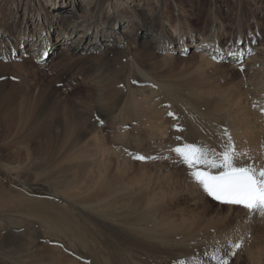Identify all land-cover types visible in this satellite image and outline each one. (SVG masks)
Listing matches in <instances>:
<instances>
[{
  "label": "rangeland",
  "instance_id": "1",
  "mask_svg": "<svg viewBox=\"0 0 264 264\" xmlns=\"http://www.w3.org/2000/svg\"><path fill=\"white\" fill-rule=\"evenodd\" d=\"M23 1L24 2H21V10L19 12V18L15 21V23H18L17 21L19 20L20 27H23L22 25L25 22L24 19H26L28 16L27 14L25 15L24 13L27 0H23ZM148 1H149L148 7L150 8L149 10L151 11L150 14L152 17L155 16V18H158L159 19L158 22H160V17L162 16H166L167 18H169L172 26L170 32L173 35L176 34L174 29H177L178 32V30L182 28L184 31H186L187 34L190 30L191 31L194 30L193 32L196 35H198L199 38H201V33H204V35L211 37L212 32H214V30L216 29L215 27H213L212 29V25L214 22H216V24L218 23V26H221L223 30L220 33L221 37L219 38L218 41H221V43L226 44V42L229 43V41L231 42V40L232 41L237 40L238 39L237 36L239 35L240 28H242V39H244L245 41L243 43V47L247 46L249 48V46H251L250 48V54H252L251 57L254 55L253 53L254 51L256 55L264 54V49L260 48L262 46L261 42L262 43L264 42V0H163V1L148 0ZM4 3L5 1L0 0V12L1 11L7 12L8 10H11L10 9L11 7L15 6V4L11 5ZM71 3L72 0H67V2H65L64 5L65 11L66 9L73 7ZM259 6H261V8H259ZM69 10L72 11L74 10L73 12L75 13L76 16L83 14L81 11H78L77 7H74L73 9H69ZM160 14H162V16L159 17ZM31 15L32 13L29 14V16ZM49 15H53V13L52 14L45 13V16H47L49 21L53 20L52 16ZM5 20L7 21V19ZM5 20L0 19V22L4 23ZM15 23L12 24L10 34L11 36L15 37L13 38V41L16 43V41L18 40L17 39L18 34L16 32V28L14 27L16 25ZM31 26L34 27L36 25L32 24ZM59 28L60 26L55 27L52 30H49V33L46 34L45 38L48 37L47 39L49 40L50 43L52 42L56 43L58 41L59 36L62 34L61 32H58ZM137 28L138 27L135 26V29L133 30L132 33L133 36L135 33H137V35H140L139 33L140 29L139 31L136 32ZM209 32H211L210 33L211 35L210 34L208 35ZM261 32H263L262 35L260 34ZM78 36L79 35L76 34L75 39H77ZM89 37L94 38V34H91V36ZM35 39L37 38H34L33 41ZM33 41L28 43V46L31 47L32 45H34ZM87 42L88 41L82 40V45L85 46ZM197 43H199V40L197 41ZM129 45H130L129 46L130 49L133 50L132 43ZM18 46L19 43L17 47ZM76 47L79 48V46ZM209 47L211 48L214 47V44L209 45ZM196 48L198 47L195 48L191 47L190 50L188 49L185 51L175 52L174 54H172L173 57H175L173 58V62L172 63L169 62L168 64H166L164 71H167V73L169 74L168 77L172 80L169 81V83L168 81H164V82H166V84L171 83L170 85H172L171 88L172 90H168V88L166 87L164 88L158 83L160 82L159 80H161L160 75L157 76V78L159 77L158 78L159 80H154L155 78L153 77L152 79L150 78L147 79V76H145V73L142 70H141L142 72L137 73L133 69H131L132 68L131 66H128L130 67V70H127L128 72L124 75L123 78L121 79L119 78V80L115 79L116 70L117 71L119 70L118 65L120 68V63H121L120 60H122V58L117 53L114 55H110V54L107 55V52H105L106 49L103 48L99 51L91 52V54L89 53L87 54L86 52L83 53L82 52L83 50H79L78 52H73V53L71 52L72 54L69 53L68 51L63 54L50 53V59H48L49 56H47V58L45 56L44 59L41 60H39L36 53L31 55L29 54L26 55L25 52L17 53L16 51H12L11 53L12 61L7 60L6 57L4 58V56L3 57L1 56L0 58L2 66H4L5 69L7 70L6 71L5 69H3L4 67L0 66L1 67L0 81H4L5 83H8L7 85H5L6 86L5 89L7 91H5L0 101V110L2 109L4 111V110H9L11 108L10 110H13L15 114L18 115V117H15L13 121V122L16 121L15 125H18L19 115L20 116L25 115L28 118L30 117L32 118L33 111L37 110V105L38 104L42 105L41 104L42 101L48 97L57 96V98L51 104L54 105L55 107L56 106L58 107V109L57 108L54 109L56 110L57 113H62V115L60 114L61 117H63L64 114L65 116H67L72 112H73L72 116L75 115L74 117H76V115L79 112H82L85 106L89 105L88 108L90 107L89 109L91 112H92V108L93 111L96 109L91 120H93L97 125L102 127L99 130L100 133L103 134L102 137L106 139L105 144L110 145V149L116 152L114 153L113 151L112 157L109 158L110 161L105 162L106 164L108 163L107 164L108 178H112L114 174L115 175L124 174V176L127 175L126 177L133 176L140 169V166L137 164L138 162L140 163L151 162V164L147 165L146 167H141L142 171L144 170L145 173L143 175L144 177L143 176L142 177L144 179L158 178L159 187L162 186L171 189L172 186V189L174 188L173 190H175V186L172 184V182L169 183L171 177L172 178L174 177L171 173L172 172H175L176 174L179 173L180 177L183 179L186 178V176H188V179L192 180L193 178L194 180L193 173L195 170V168L190 167L184 161V159L179 155V153L175 151V149L178 146H181L183 148L185 145H196L201 149H203L204 151L208 152L210 158H218L219 154L221 153L220 148L222 149V152L225 150L223 145L219 144L218 140L214 138L211 134H209V132L205 129V127H203V125H199L198 123H196L195 117H193V113L196 110V107L190 104L189 106L187 103H185L186 102L185 99L187 98L184 99L186 95L190 94L188 93V89L185 92L186 89L184 88V86H186L188 83L184 85L183 80L174 81V77L172 76L173 74L184 72L191 67H197L199 58L196 56L197 55L196 53L199 52H197L198 50ZM162 53L164 52H161L160 55H163ZM216 54L217 53H215L214 56H217L216 58H220L219 55ZM35 56H37V58H34ZM214 56H212L213 60H216L215 62L217 64L219 63L220 66L217 68L210 67L209 70L212 71L210 72L212 74L210 80H212L211 81L212 83L209 82L208 84L206 82L207 86L212 85L215 82L217 83V81L215 80H218V83L223 85L224 83L229 82L231 79L234 82L238 83L239 88L243 87L247 89L249 92L251 84L245 83L243 85L242 84L243 79H247L250 75H252L253 72L257 71L258 70L257 67H259V64L254 65L251 62L245 61L242 62L241 67L232 68L231 62L229 60L231 58H226V59L222 58L220 61H218L217 59H214ZM251 57H249L248 60H250ZM3 62L7 65V68ZM114 63L117 64L119 63L118 65L115 64L116 68H114ZM9 65H10V69L12 70L8 69ZM11 66L14 67L15 69L12 68ZM21 67L22 70H19ZM15 71L18 72L19 74L16 73ZM186 75L187 74H185L183 77H185ZM226 76L228 79L230 78L229 81L226 78ZM142 77L145 78L143 79ZM176 77L180 78V76H176ZM149 79L151 81H155L156 83H158L157 89H153V91L151 90L150 86L156 88L157 84L155 82L152 83ZM98 82L100 84H98ZM141 82L142 83L146 82V83L145 85L143 84L136 85L137 83L139 84ZM19 84L26 86L24 90H27L29 88H31L32 90L30 89L31 91L28 90V93H25L24 90L14 88L16 87L15 85H19ZM102 85L103 86L107 85L108 88L106 86V88L104 89ZM109 88H111L112 90ZM117 88L120 89L121 91H123L124 89L126 94H122L120 92L116 93L115 90H117ZM103 89L104 91L106 89H109L108 91L110 92L112 91V93H108L107 95H110V97L104 101L102 99L101 102L100 101L101 99H99L98 101L97 97L103 98L102 95V93H104ZM130 92L135 94L134 97L133 94L131 95ZM136 94L138 95L142 94L143 99H142V95L139 97ZM180 94L183 95V99L185 102L181 100L182 98L179 99L180 97H182ZM160 95H163L164 97H166V99ZM115 96L116 99L118 98L120 99L121 97L124 99L126 97L127 99V97L131 96L133 100H136L134 104L132 103L133 105H135V109L133 108L134 106L133 107L130 106L131 105L130 101H133L131 100L132 99L131 97L128 98V100H125L124 103L120 99V103L113 106L114 104L110 100L111 98L113 99ZM135 96H137L139 99L136 98ZM4 97L6 98L3 99ZM160 97L166 100V101L162 100L163 102L160 101L162 102L160 103L161 104L160 107H165V108L168 107L169 115L170 117L173 118V120L169 116H167L165 108H161L162 110L161 114L164 115L163 117L165 118H163V120L159 122L161 123V125L155 124L156 126H158V129H160L159 130L160 132L158 134L157 128L155 129V132H152V127L154 126V124H152L149 121V113L151 114L153 110H149V109L156 108V105L159 106V101L157 102V100L161 99ZM140 98L142 100H140ZM137 99L140 100L142 104ZM189 99L190 98L188 97L187 101H189ZM84 100H87V102L86 101L84 102ZM107 100L110 103L112 102V104H110ZM191 101L189 102L191 103ZM104 102L105 103L108 102V106L110 107L113 106L112 108L113 111H115V113H112L111 116H109L111 112L103 110L102 106L100 107V105H105ZM145 102L149 105V108H146L148 106H146L147 104ZM151 102L156 105L155 106L151 105ZM126 103L128 106H125ZM181 103L186 105L184 106ZM253 105L258 107L257 105H259V102L254 101L252 106ZM186 106L189 107L187 108ZM191 106L193 107V110L191 109ZM252 106H251V110H252ZM65 107H67V110H65L66 109ZM73 107L75 109L72 111ZM98 107L100 108L98 109ZM119 107L124 109L123 112L122 109H120ZM160 107L158 108L160 109ZM68 108H69V114H68ZM183 108H185L186 110ZM203 108L206 109V106L202 105V109ZM262 108H259V111L262 110V112L264 113V109ZM54 109H51V112ZM100 109H102L103 111ZM131 109L132 112H129L131 111ZM143 109L146 111H144ZM182 109L186 112L188 109H190L188 113L189 117L188 114H186V112H184ZM125 110L128 112H126ZM25 111L28 112V114ZM64 111L67 113H65ZM147 111L149 113H147ZM116 113L118 114V116ZM128 113H129V117L131 114L134 119L133 118L131 119L132 117L131 116L130 119L128 120L127 117H125L127 116ZM120 115H123V117ZM140 116L141 118L143 117V119H141ZM119 117L122 118L119 119ZM145 117H146V122L144 121ZM189 118L195 120L194 123L196 124L193 125L194 127L196 125V127L198 128L196 129L197 132H199L198 134H196L195 132L187 131L188 122L187 123L185 122L189 121ZM63 119L65 120L66 118ZM99 121L100 122L102 121V123H99ZM39 123L33 127L30 125V127L21 130L20 133L17 132L16 127L13 128V130H7L4 127L2 128L3 131L0 133L1 134L0 135V182L5 184L7 187H12L14 190L22 193L27 197L30 198L32 197L31 199L37 201L49 200L50 203H56L57 198H59L60 201L64 198L62 197V195H58L60 194L58 193L59 189H64V187H66L67 189L69 187L70 188L73 187V184L81 181L79 180L80 177L83 176L84 172L90 169V167L93 166L92 168L94 170L97 169V164L93 163L90 156L95 158V156L98 155L97 157H99L100 155L101 158L102 150H100L99 144L95 142L92 143V140L86 141L89 138L93 139L90 135L86 137L87 139L82 140V143L78 147H76V149L73 151L74 154L73 153L66 154L67 155L66 160L60 162L59 156L54 155V151L49 148V144H45L46 138L52 136L55 132L54 127H52V125L50 124L51 121L47 119H42V121H40ZM136 123H137V127H135ZM142 123L144 124V126L147 123H151L150 125L152 126L147 124V127H144ZM139 124L142 125L140 126ZM148 126H150L151 131L149 130ZM199 127H201L202 129L200 130ZM146 129L148 130L149 134L146 132L147 131ZM137 133H139L140 135L138 134L139 136H136ZM141 133H143L142 136L144 138L141 137ZM123 134L127 136H122ZM151 136L154 140L151 138ZM140 137L143 140L137 139ZM147 138L148 139L151 138L153 141H149L150 140L149 139L148 140L149 142H147ZM120 140H123V142ZM135 143H137V146ZM140 144L142 146H140ZM138 146L142 148L138 149L140 148ZM169 146H173V147H171V149L168 150ZM83 151H86L88 155L86 156V159L85 157L80 158V154ZM138 152L141 153L143 152L148 154L147 156L145 155L146 159L138 160L134 155L135 153ZM130 153L132 154V156L130 155ZM47 158L49 160H47V163L44 164V161ZM100 158H98L97 160L99 161ZM118 158L120 159L121 163L118 162L119 161ZM125 159L128 161V163L124 162ZM251 160L252 159H247L248 162H251ZM2 163L7 166H4ZM118 163L121 164L122 166L121 169L123 170L118 169L116 167ZM11 167L14 168L12 169ZM69 167L71 168L70 170ZM129 167H132L131 170H128ZM134 167L135 169H133ZM198 167L204 168L208 171L218 170L215 168H209V166L206 164L199 165ZM124 168H126L127 170H124ZM112 170L114 171V173ZM178 170H180V172H178ZM108 181H111V179ZM132 191H133V197L136 198L137 195L136 189H132L129 186L126 187L125 189V195ZM14 194L15 192H13V196ZM173 196H168V198H165V202H167V200L169 201L170 199H173L174 200L173 202L176 203V204L169 203L167 205L172 209L171 211H174L176 207H181L186 205V202H184L186 198L184 196L182 195L177 196L176 194ZM127 198L129 199V197ZM59 200H57V203H59ZM198 201L200 208L201 206L202 208H205V206L207 207L209 206L211 210V211H207L206 213H203L201 217L204 215L203 218L205 217L206 221H208V219H211L212 217V219H215L217 221L218 223L217 226H214L213 227L214 229L210 227L208 230L204 229L201 232L199 231L200 234L198 232L197 234H194L195 239L196 237H199L198 239H196V243L190 242L192 241V239L193 241H195L193 237L191 239V236L194 235H191L189 233H179L181 235L180 236L179 234H176L175 235L176 238L174 237L172 242L168 240L166 245H164V248L160 247L159 245L147 246L146 243H142L145 240L142 239H141L142 241L139 240L141 236H143L142 234L144 232L143 231L144 229L148 230V232H152V231L154 232V233L152 232L153 234L149 233L148 237L150 238H153L154 236H158V235L165 236L164 232L160 229L157 230L161 232L156 234L158 231H155L154 223L156 222V220L162 218L166 210H155V208L153 207L155 203L148 205L149 208H151V210L155 212L154 213L155 215H153L152 218H148L149 219L148 221L147 220L142 221V219L140 218L137 219L138 214L136 213L140 206L138 204L135 205L133 202L125 204V206H122V208L111 209V210L107 209L106 203L104 204L95 203L92 204V206L88 207L85 204L82 205L79 203L77 204L75 202V204L71 205V207L73 206V208L71 209L69 208V206H66L70 209L71 211L70 214L72 213V211H74L73 213H75L74 215L73 214L70 215L72 216V218L68 220L69 225L67 223L64 224L62 222L63 221L62 219L61 225L64 229L60 227L58 230L52 228L55 226L54 221L50 222L52 224L51 225L50 223L48 224L46 220L43 221V220H38L34 217H26L27 215L24 212H19L17 214V212H14L13 210L11 211L9 208H2V211L0 209V240H1L0 264H29V263L30 264H49V263L65 264L68 263L65 260V258L68 257H71L72 259L76 260V262H73V264H86V263L87 264H143V263L144 264H222V261H226L227 264H250L249 259L251 258H249L250 256L249 257L247 256L248 255L247 250H251L254 252L258 248L259 237H257L256 235L260 233V231L264 232V215L261 214L258 215L257 213H255V215L253 214V216L251 215V217L249 218L248 217L241 218L240 215L237 214V210H235L236 212L231 214L232 216L231 221L229 219L224 220L223 218H221L220 221L217 219V217L215 218L212 215L214 214L213 209L216 210L217 208L215 204L212 205V203L208 202L204 198L203 200L202 198L201 199L198 198ZM61 203H63V201H61ZM99 204L100 206H98ZM173 204L176 206H173ZM203 204H205V206ZM221 213H224V211L223 212L221 211ZM10 214L11 216H9ZM22 216L26 220L23 219V221H21L22 220L21 218H23ZM4 218H6L7 221ZM49 218L51 217L49 216ZM83 218L86 219V221ZM9 219L10 221H8ZM74 219L76 221H72ZM222 220L224 221L222 222ZM4 223H10V225L14 223L15 225L13 224L10 227V229H4L3 228ZM79 223H80V227L79 225L77 226V224ZM203 223L206 222L204 221ZM63 225H66V228ZM68 226H71V228H73L74 230L68 229L69 228ZM185 226L189 227L187 225ZM52 229L55 230L57 234L54 231H52ZM187 229H190V227ZM141 230L143 232H141ZM13 232L16 234L13 243L10 246L5 247V244H7V242L9 243L10 241L13 240L11 239L9 241H6L5 237L9 234H14ZM135 233L141 236H137ZM150 235L151 236L154 235V236L151 237ZM22 238H25V241H23ZM177 238L180 241L179 243L177 241ZM186 239L188 240L189 244H187L188 242ZM182 242H184V246ZM190 243L191 245H193V247L190 246ZM235 244H240V247L238 248L233 247V245ZM50 247L53 248L56 247V249L51 251ZM12 249L13 251L15 250L14 253ZM245 250L246 252H244ZM256 254L257 255L259 254V256H257L256 259L261 258L259 264H264V255L260 254L259 252Z\"/></svg>",
  "mask_w": 264,
  "mask_h": 264
},
{
  "label": "bare ground",
  "instance_id": "2",
  "mask_svg": "<svg viewBox=\"0 0 264 264\" xmlns=\"http://www.w3.org/2000/svg\"><path fill=\"white\" fill-rule=\"evenodd\" d=\"M1 1H5L4 4H11V5L15 4V6L10 8L11 10H8L7 12H2V11L0 12V19H3V20L7 19V21L5 20L4 23L0 22V58H1V56L2 57L4 56V58L6 57V59L9 61H12L11 60L12 59V54H11L12 51H16L17 53L25 52L26 55L27 54L31 55V54L36 53L39 60H41V59H43V56L45 54L46 55L49 54L48 59H50V53L51 54H63L67 51L69 53H71V52L73 53V52H78L79 50H83L82 51L83 53L86 52L87 54L88 53L91 54V52H96V51H99L103 48V49H106L105 52H107V55H109V54L114 55L117 53L122 58V60H120L122 63V64L120 63V68L118 65L119 63L118 64L114 63V68H116L115 64H117L118 69H119L118 71L116 70L115 79L119 80V78L120 79L123 78L124 75L128 72L127 70H130V67H128V66H131L132 67L131 69H133L137 73L143 71L145 73V76H147V79L148 78L152 79V77H153V78H155L154 80H159L158 79L159 77L157 78V76L160 75L161 80H159L160 82H158V83L161 86H163L164 88L166 87V88H168V90H172L171 89L172 85H170L171 83L166 84V82H164V81H168V83H169V81L172 80L168 77L169 74L167 73V71H164L166 64H168L169 62L172 63L173 58H175V57H173L172 54H174L175 52H179V51H185L188 49L190 50L191 47L192 48L198 47V48H196L198 50L197 52H199V53H196L197 54L196 56L199 58V60L197 59L198 60L197 67H191L184 72H179V73L172 75L174 77V81L183 80L184 85L186 83H188L186 86H184V88L186 89V90L185 89L184 90L186 92L188 89V93H190V94L186 95V96H188L193 101V103L190 99H189V101H191V103L189 101H187L188 97H186V96L184 97V99L187 98V99H185V101H186L185 102L182 94H180L182 97H180L179 99L182 98L181 100H183V102L187 103L188 105L190 104V105H193L196 107V110L193 113V117H195L196 123H198L199 125H203V127H205V129L209 132V134H211L214 138H216L218 140L219 144L223 145L224 148H226V146L229 144L234 145L235 150L237 152V160H236L237 166L243 167V166H253L254 165L257 169L264 168V113L262 112V110H260L262 113L259 111V108L264 107V54H257L256 55L255 51H254L253 52L254 55L251 57V55H252V54H250L251 46H249V48L247 46L243 47V43L245 41H244V39H242V28H240L239 35L237 36L238 39L234 40V41L231 40V42L229 41V43L226 42V44H223V43H221V41H218L219 38L221 37L220 33L223 30H222L221 26H218V23L216 24V22H214L212 25V29H213V27H215L216 29L214 30V32H212L211 37L204 35V33H201V38H199V36L193 32L194 30H192V31L190 30L187 34L186 31H184L182 28H180L178 30V32H177V29H174L176 34L173 35L170 32V30L172 29V26H171V22H170L169 18H167L166 16H162V14H160L159 17L160 16H162V17H160V22H158L159 21L158 18H155V16L154 17L151 16V14H150L151 11L149 10L150 8L148 7V3H149L148 0H72L71 5L73 7L66 9V11L64 9V5H65V2H67V0H27L24 13H25V15L27 14L28 16L26 19H24L25 22L22 25L23 27H20L19 20L17 21L18 23H15V21L19 18V12L21 10V2H24V1L23 0H1ZM74 7H77L78 11H81L83 14L76 16L75 13L73 12L74 10L73 11L69 10V9H73ZM259 8H261V6H259ZM47 9H48V11H47ZM5 10H7V9H5ZM30 13H32L31 16H29ZM45 13H48V14L53 13V15H49V16H52L53 20L49 21L47 16H45ZM5 17H7V18H5ZM215 21H217V20H215ZM13 23L16 24L14 27L16 28V32L18 34V38L16 37L18 39L16 41V43L13 41V38H15V37L11 36V34H10L11 33L10 30H11ZM159 23H160V25H159ZM32 24L36 25V26L33 27V26H31ZM58 26H60L58 32H61L62 34L59 36L58 41L56 43H53V42L50 43L49 40L47 39L48 37L45 38V36L47 33H49V30H52L53 28L58 27ZM135 26L138 27L136 32L139 31V29H140V31H139L140 35H137V33H135L134 36L132 35L133 30L135 29ZM212 29H211V31H212ZM210 33L211 32H209L208 35ZM76 34L79 35L77 37V39H75ZM91 34H94V38L89 37V36H91ZM260 34L262 35L263 32H261ZM34 38H37V39H35L33 41ZM255 39H257V38H255ZM82 40L88 41L85 46L82 45ZM198 40H199V43H197ZM31 41H33L34 45H32L30 47V46H28V43H30ZM217 41H218V43H217ZM248 42H249V40H248ZM18 43H19V46L17 47ZM131 43H132L133 50H131L129 47L130 46L129 44H131ZM212 44H214V47H212V48L209 47V45H212ZM261 45L262 46L260 48L264 49V42L263 43L261 42ZM76 46H79V48H77ZM161 52H164V53H162L163 55H160ZM215 53H217L219 55V57L223 58V59L231 58L229 60L231 62L232 68L241 67L242 62H245V61L251 62L254 65L259 64V67H257V69H258L257 71L253 72L252 75H250V76L248 75L249 77L247 79H243V82H242L243 85L245 83L251 84L249 92L247 89H245L243 87L239 88L238 83L234 82L230 78H229L230 79V81H229L227 76H226V78L228 79L229 82H226L223 85H221L218 83V80H215V81H217L218 84L215 82L212 85L207 86L206 82L209 84V82L212 81V80H210V78L212 77V74L210 73L212 71L209 70L210 67L217 68L220 66L219 63L217 64L215 62L216 60H213V58H212V56H214ZM123 54H124V56H123ZM37 56H35L34 58H37ZM216 57L217 56H214V59ZM241 57H243V61H242ZM249 57H251L250 60H248ZM23 61H25V60H23ZM14 65H15V63H14ZM0 66L4 67V66H2L1 61H0ZM18 66H19V64H18ZM6 68H7V65H6ZM12 68H14V67H12ZM3 69H5V67ZM8 69H10V65H9ZM10 70H12V69H10ZM19 70H22V67ZM16 73H18V72H16ZM185 74H187V75L185 77H183ZM226 74H228V73H226ZM176 76H180V78H178ZM103 79H104V77H103ZM151 82L153 83L155 81H151ZM145 83L141 82L139 84L137 83L136 85H141V84L145 85ZM158 83H156L157 84L156 88L149 85L152 91H153V89L158 88ZM7 84L8 83H5L4 81H0V101H1L2 96L4 95L5 91H7L5 89L6 88L5 85H7ZM98 84H100V83L98 82ZM105 84H106V82H105ZM15 86L16 87H14V88L20 89V90H24V88L26 87V86L21 85V84L15 85ZM106 86L105 85L103 86L104 89L106 88ZM103 87H100V88H103ZM107 88H108V86H107ZM113 88H116V87H113ZM118 88H120V87H118ZM118 88H117V90H115L116 93L120 92L122 94H126L123 88H122L123 91H121ZM30 89L31 88L24 90L25 93H28V90H30ZM35 89H36V87H35ZM37 89H38V87H37ZM104 89H103L104 93H102L103 98L97 97L98 101H99V99H101L100 101L102 102V99L104 101L110 97V95H107V94L112 93V91L111 92L108 91L111 88L106 89L105 91H104ZM185 92H183V93H185ZM17 93H18V91H17ZM135 93H138V92H135ZM7 94H8V92H7ZM10 94H12V93H10ZM99 94H100V92H99ZM99 94H98V96H99ZM132 94L134 97L135 94L131 93V95ZM136 95H138V94H136ZM141 95L142 94H140L138 96L140 97ZM190 95H191V97H190ZM13 96H15V95H13ZM116 96L113 99L111 98V100H110L113 102V104H114L113 106L120 103V99L124 103L125 100H128V98L131 97V96H129V97H127V99H126V97H125V99L121 97L120 99L118 98L119 99L118 100V99H116ZM160 96H163V95H160ZM7 97H8V95H7ZM135 97L138 98L137 96H135ZM5 98L6 97H4L3 99H5ZM10 98H11V96H10ZM56 98H57V96L48 97L42 101V103H41L42 105L38 104L37 110L33 111V117L32 118L31 117L28 118L25 115H21V116L19 115V120H18L19 124L18 125H15L16 121L13 122L14 118L18 117V115H16L13 110H10L11 108L10 109L8 108L9 110H4V111L1 109L0 110V133L3 131V129H2L3 127L6 128L7 130H13V128L16 127L17 132L20 133L21 130L30 127V125L33 127L36 124H38L40 121H42V119H47V120L51 121L50 124L52 125V127H54L55 132L52 136H49L46 138L45 144H49V148L54 151V155L59 156L60 162H63L64 160H66V158H67L66 154L73 153V151L76 149V147H78L82 143V140L87 139L86 137L91 135V137L94 140L89 138L86 141L92 140V143L95 142V143L99 144L100 150H102L101 158H100V155H99V157H97L98 155L95 156V158L90 156L93 163L97 164V169L94 170L92 168L93 166L90 167L91 170L90 169L86 170L84 172L83 176H81L82 178L80 177V179H79L81 181L73 184V187H71V188L69 187L67 189L66 187L62 186V187H64V189H59L58 190L59 192L58 191L57 192L60 193L58 195H62V197H64L61 200V201H63V203H61L59 198H57V200H59V203H57V200H56V203H50L49 200L48 201H43V200L37 201V200L31 199L32 197L31 198L27 197V196L23 195L22 193L14 190L12 187H7L5 184L0 182V209H1V211H2V208H9L11 211L13 210L14 212H17V214L19 212H24L27 215L26 217H34L38 220H43V221L46 220L48 222V224L51 221H54L55 226L52 228L55 230H58L60 227H62V225H61L62 222L64 224L67 223L69 225L68 220L72 218V216H70V215L75 214V213H73L74 211H72V213L70 214V212H71L70 209L73 208V206L71 207V205L75 204V202L77 204L78 203L82 204V205L85 204L88 207L92 206V204H95V203L96 204L97 203H103V204L106 203L107 209H109V210L119 209V208H122V206H125V204L133 202L135 205L138 204L140 206L136 213L138 214L137 219L140 218V219H142V221L143 220L148 221L149 220L148 218H152L153 215H155L154 214L155 212L153 210H151V208H149V206H148L150 204L155 203L153 205L155 210H166V212L164 213L162 218L156 220V222L154 223L155 224L154 229H155V231H158L157 229L162 230L164 232L165 236L158 235L159 236V238H158V236H154L155 235L154 234V235H152L154 237L150 238V237H148L149 233L153 234L154 232L153 231H152L153 233L148 232V230H146V229L143 230L144 232L141 230V232H143V234H142L143 236H141L137 233H135V234L137 236H141V238L139 240H141V239L145 240L142 243H146L147 246L148 245H159L160 247H163V248H164V245H166L168 240H170L172 242L174 237L176 238V236H175L176 234L189 233L191 235H194V234H197V232L199 233V231L201 232L204 229L208 230L210 227L213 228L214 226H217V224H218L217 221L215 219H212V217H211V219H208V221H206L205 217L203 218L204 215L201 217V215L203 213H206L207 211H211V210H210L209 206L207 207V206H205V204H203L205 206V208H202V206H201V208H202L201 209L199 207L198 198L199 199L202 198V200L204 198L208 202L212 203V205L213 204L216 205L217 208H216V210L213 209L214 214H212V215L215 218L217 217V219L220 221H221V218H223L224 220L229 219L231 221V217H232L231 214L235 213L236 212L235 210H237V214H239L241 218H243V217L249 218V217H251V215L252 216H253V214L255 215V213H257L259 215L258 212H251L241 205L221 204V203L215 202L212 198H210L202 190V188H201L202 184H200L198 181H196L195 178H194V180H193V178H192V180H190V179H188V176H186V178L183 179L180 177L179 173L176 174L175 172H172L171 174L174 177L173 178L171 177V179L169 181V183L172 182V184L175 186V190H173L174 188L172 189V186H171L172 190L168 189V187H162V186L159 187L158 186V183H159L158 178H155V179L154 178H145V179L143 178L144 177L143 175L145 173H144V170L142 171L141 167H146L147 165L151 164V162H149V163L138 162L137 164L140 166V169L133 176L126 177L127 175L124 176V174L123 175H121V174L115 175L114 174L112 176V178H108L107 177V174H108L107 164L108 163L106 164L105 162L110 161L109 158L112 157L114 150L112 151V149H110V145L105 144L106 139L104 137H102L103 134L100 133V130H99L102 127H100L93 120H91L96 109L93 111V108H92V112H91L89 109L90 107L88 108L89 105L85 106V108L82 110V112H79L76 115V117H74L75 115L72 116L73 112L71 114H69V108H68V114L69 115L65 116V114H64V116L61 117L62 113H57L56 110L54 109V108L58 109V107L57 106L55 107L54 105L51 104L52 102H54V100ZM163 98L166 99V97H164V96H163ZM163 98L157 100V102L159 101V106H157L156 104L151 102V105H154V106L156 105V108L149 109V110H153L151 114L147 111V113H149V121L152 124H154V126H156L155 124L161 125V123H159V122L161 120H163V118H165V117H163L164 115L161 114L162 113L161 108H165V107H160V105H161L160 103H162L163 102L162 100H164ZM8 99H9V97H8ZM8 99H7V101H8ZM142 99H143V95H142ZM142 99L140 98V100H142ZM131 100H133V98ZM140 100H138V101H140ZM85 101L87 102V100H84V102ZM135 101L136 100L130 101L131 105L128 103L130 106H132V107L134 106L133 107L134 109H135V105H133V104ZM160 101H162V102H160ZM164 101H166V100H164ZM254 101L259 102V105H257L258 107L254 106V105L252 106ZM22 102H24V101H22ZM108 102L107 103L104 102L105 105H100V104L99 105H100V107L102 106L103 110L111 112V114L109 115V116H111L112 113H115V111H113V108H112L113 106L112 107L108 106ZM112 102L111 103L109 102V103L112 104ZM153 102H156V101H153ZM167 102H168V100H167ZM140 103H141V101H140ZM149 104H150V102H149ZM181 104H183V103H181ZM202 105H205L206 109H204V108L202 109ZM125 106H128L127 103ZM146 106H148L146 108H149L148 104ZM251 106H252V110H251ZM100 107H98V109ZM158 107H160V109ZM181 107H182V105H181ZM65 108H66L65 110H67V107H65ZM185 108H183V109H185ZM51 109H54V110L51 112ZM74 109L75 108L73 107L72 111ZM120 109H122V112H123L124 109L123 108H120ZM132 109L129 112H132ZM136 109H137V106H136ZM191 109L193 110L192 106H191ZM262 109H264V108H262ZM100 110H102V109H100ZM165 110H166L167 116L170 117L169 108L166 107ZM189 110L190 109H188L187 112L184 110L183 111L186 112V114H188ZM29 111H30V109H29ZM139 111H140V109H139ZM144 111H146V110H144ZM120 112H118V113H120ZM126 112H128V111H126ZM133 112H134V110H133ZM26 113L28 114V112H26ZM65 113H67V112H65ZM144 113H146V112H144ZM116 114H113V115H116ZM51 115H52V117H51ZM117 116H118V114H117ZM120 116L123 117V115H120ZM131 116L132 115L130 114V117ZM122 117H119V119H121ZM125 117H127V119L129 120L130 119L129 113ZM188 117H189V114H188ZM63 118H66V119L64 120ZM132 118H133V116L131 117V119ZM140 118H141V116H140ZM170 118L173 120L172 117H170ZM181 118H180V120H181ZM141 119H143V117ZM147 120H148V117H147ZM195 120H192L189 118V121H186L185 123L188 122L187 131L195 132L196 134H198L199 132H197V130H196L198 128L196 127V125H195V127L193 125V124H196V123H194ZM144 121L146 122V117L144 118ZM149 121H147V122H149ZM99 123H101V122L99 121ZM137 123H136L135 127H137ZM151 123H147V124L150 125ZM162 123H163V121H162ZM133 124H134V122H133ZM147 124H145V126L143 124V126L147 127ZM150 126H152V125H150ZM150 126H148L149 130H150ZM153 127H152V132H155V129L157 128V131L159 134L160 129H158V126H156L154 128ZM159 128H160V126H159ZM199 128H200V130L202 129L201 127H199ZM142 129H144V128H142ZM153 129H154V131H153ZM146 132L148 133V130ZM120 133H121V131H120ZM139 133H137L136 136H139L140 135ZM142 134L143 133H141V137H143ZM128 135H130V134H128ZM191 135H192V133H191ZM122 136H127V135L123 134ZM133 136H135V135H133ZM141 137L137 138V139L138 140L142 139ZM151 138H152V136H151ZM151 138H149L150 140L147 138V142L154 140L153 138H152L153 140ZM135 139H136V137H135ZM120 141L123 142V140H120ZM139 142H141V141H139ZM139 142H137V143H139ZM137 143H135L136 146H137ZM54 144H55V146H54ZM140 146H142V145L140 144ZM140 146H138V147H140ZM171 147H173V146H169L168 150H170ZM178 147H181V146H178ZM141 148L142 147H140L138 149H141ZM220 150L222 152L221 148H220ZM114 153H116V152L114 151ZM148 153H149V151H148ZM138 154H141L144 156L148 155V154L143 153V152L142 153L138 152V153H135L134 155L136 156ZM130 155L132 156L131 153H130ZM86 156H88L86 151H83L80 154V158L85 157V159H86ZM90 158H89V160H90ZM98 158H100L99 161L97 160ZM119 158H118V160H119L118 162L121 163ZM256 158H258V159H256ZM247 159H252V160H251V162H248ZM47 160H49V159L47 158L44 161V164L47 163ZM125 160H124V162L128 163V161L127 160L125 161ZM119 163L117 164L116 167L118 169H121L122 166ZM3 165L7 166L5 164H3ZM126 166H128V165H126ZM132 167H129L128 170H131ZM11 168L13 169L14 167H11ZM70 169L71 168L69 167V170ZM133 169H135V167ZM121 170H123V169H121ZM124 170H127V169L124 168ZM148 170H150V169H148ZM220 171H223V169H218L216 171L210 170V172L213 174H218ZM178 172H180V170H178ZM113 173H114V171H113ZM69 174H70V172H69ZM110 179H111V181H108ZM160 183H163V182H160ZM199 184L201 185V187ZM128 186L131 187L132 189H136V194H137L136 198L133 197V191L125 195V189ZM13 192H15L14 196H13ZM98 193H100V194H98ZM175 194L177 196L178 195L184 196L186 198L184 201V202H186V205L181 206V207H176L174 211H171L172 209L170 207H168L167 205L169 203H174L173 202L174 200L170 199L169 201L167 200V202H165V198H168V196H173ZM127 197H129V199ZM173 197H175V196H173ZM173 197H171V198H173ZM174 204H176V203H174ZM174 204H173V206H176ZM66 206H69L70 209ZM98 206H100V204ZM146 207H147V209H146ZM190 207H192V208H190ZM221 211L222 212L224 211V213H221ZM177 213H178V215H177ZM9 216H11V214ZM49 216L51 218H49ZM13 217H14V215H13ZM102 217H103V215H102ZM77 218H79V217H77ZM4 219H6V218H4ZM21 219H22L21 221H23V219H25V218L23 217ZM62 219H63V221L61 222ZM84 220L86 221V219H84ZM224 220H222V222ZM6 221H7V219H6ZM8 221H10V219ZM72 221H76V220L74 219ZM204 221L206 223H203ZM18 222H20V221H18ZM13 224L10 225V223H4L3 228L4 229H10V227ZM78 225L80 227V223L77 224V226ZM185 225L189 226L190 229H187L189 227H186ZM63 226H65V228H66V225H63ZM72 226H74V225H72ZM68 227H69L68 229L74 230L73 228H71V226H68ZM206 227H208V228H206ZM144 228H145V226H144ZM53 229H52V231L55 232V230H53ZM77 229H78V227H77ZM219 229H221V228H219ZM139 232H140V230H139ZM159 232H161V231H158L156 234H158ZM80 233H81V231H80ZM52 235H53V233H52ZM15 236H16L15 233L9 234L6 237L4 236L6 241L13 239L9 243L7 242V244H5V247H8L13 243ZM256 236L259 237L258 248L254 252L251 250H247V252H248L247 256L248 257L250 256L249 258H251V259H249L250 264H259V262L261 261V258L256 259V257L259 256V254L257 255L256 253L259 252L260 254L264 255V232L260 231V233H258ZM192 237L194 238L195 235L191 236V239H192ZM17 238H19V237H17ZM198 238L199 237H196V239H198ZM22 239H23V241H25V238H22ZM196 239H195V241H193V239H192V241H190V239H189V241L196 243ZM6 241H4V242H6ZM16 241H19V240H16ZM177 241H178V243L180 242L178 240V238H177ZM187 242H188V240H187ZM182 243L184 246V242H182ZM197 243H199V242H197ZM16 244H18V243H16ZM187 244H189V242ZM14 245H15V243H14ZM190 246L193 247V245H191V243H190ZM1 248H3V247H1ZM28 248H29V246H28ZM25 249H26V247H25ZM50 249L52 251V250L56 249V247H54V248L50 247ZM178 249H179V247H178ZM17 250H19V249H17ZM12 251H13V249H12ZM14 251H13V253H14ZM244 252H246V250ZM262 259H263V256H262ZM65 260L68 262L65 264H73V262H76V260L72 259L71 257L65 258ZM245 260H247V259H245Z\"/></svg>",
  "mask_w": 264,
  "mask_h": 264
},
{
  "label": "snow or ice",
  "instance_id": "3",
  "mask_svg": "<svg viewBox=\"0 0 264 264\" xmlns=\"http://www.w3.org/2000/svg\"><path fill=\"white\" fill-rule=\"evenodd\" d=\"M102 123V121H101ZM184 161L196 171L194 177L203 185L205 191L215 200L222 203L241 205L251 212L264 215V168L237 166V152L229 144L218 158H210L209 153L196 145H185L175 149ZM144 159V157H140ZM223 169L218 174L201 170L198 165ZM233 247H240L235 244ZM222 264H227L222 261Z\"/></svg>",
  "mask_w": 264,
  "mask_h": 264
}]
</instances>
